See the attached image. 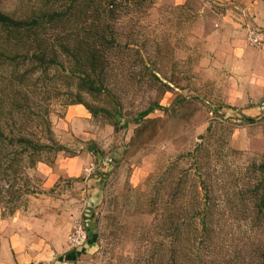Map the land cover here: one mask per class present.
I'll return each instance as SVG.
<instances>
[{
  "label": "rangeland",
  "instance_id": "1",
  "mask_svg": "<svg viewBox=\"0 0 264 264\" xmlns=\"http://www.w3.org/2000/svg\"><path fill=\"white\" fill-rule=\"evenodd\" d=\"M99 2L0 0L69 13L0 26V130L67 150L0 140V264H264V0Z\"/></svg>",
  "mask_w": 264,
  "mask_h": 264
},
{
  "label": "trees",
  "instance_id": "2",
  "mask_svg": "<svg viewBox=\"0 0 264 264\" xmlns=\"http://www.w3.org/2000/svg\"><path fill=\"white\" fill-rule=\"evenodd\" d=\"M137 1H139V0H134V3ZM77 2H78V0H77ZM116 2H117V0H114L111 2L100 0V2H99V5H100L103 13L108 14V16L105 18V23H104L105 25H103L102 29H98V30L102 31V32H100L103 35L102 40H105L106 36H108L107 30L111 31L113 28V26H112L113 23H111V22H112V20H114L115 14L117 12L118 4ZM68 16H69V13H67V12L59 11L57 9H49L46 12L42 13V15H40V16L39 15L34 16V18L32 20H16V19H14V18H12V17H10V16H8V15H6L0 11V26L5 28V29H9V30L24 31V30H29V29L33 28L34 26L38 25L40 18L42 20H43V18H48L49 22H58V21H62L63 19H65ZM83 80H86V79H83ZM88 109H89V107H88ZM157 110H164V107H162L159 103H153L147 110L139 113L136 116L135 121L139 123ZM90 112H92L93 115L97 114V112H94L91 110H90ZM98 112H102L106 116L113 118V115L107 110L99 109ZM243 119L247 123H254L256 121V119H253V118L248 117L246 115L243 116ZM119 125H120V122L117 120L114 126L117 128ZM0 140L1 141L8 140L9 144H11L14 147L19 146V148L22 149V153L30 150V152L33 153V155L31 156L32 158H35L37 155L39 156L42 152H44V150H49V151L51 150V151H55V152L67 151L66 148L62 145H56L55 147H53V146L50 147V146L42 145L39 142H36L32 139L24 138V137L9 138V137L5 136V134L1 130H0ZM20 146H22V147H20ZM90 146H91L90 147L91 152H96L98 150L97 146H95V145H90ZM36 160L37 159H35V162H36ZM261 168H264V165H261ZM263 184L264 183L261 182V184H259L258 186H255V190H256L255 192H256L257 198L261 197ZM204 187L206 188L205 185H204ZM258 202L261 203V206H259V207H260V209H262L264 207V197L260 198V200H258ZM203 205L206 207V202H204ZM262 214H263V212H262ZM84 221L87 222L86 218ZM206 226H207L206 221H203L202 228H204ZM85 230H86V244H88V246L92 247L95 244L96 240L98 239L97 233H96V231L94 233V230L92 228H90L89 224H87V227ZM76 254L77 253L74 254V252L70 253V255H73L74 259H76L77 255H78V254L77 255Z\"/></svg>",
  "mask_w": 264,
  "mask_h": 264
},
{
  "label": "crops",
  "instance_id": "3",
  "mask_svg": "<svg viewBox=\"0 0 264 264\" xmlns=\"http://www.w3.org/2000/svg\"><path fill=\"white\" fill-rule=\"evenodd\" d=\"M261 16V15H260ZM258 23L264 27V16L259 17L257 19ZM72 114H75L74 116L78 115L84 118H89L88 117V111L84 107L76 106L71 108ZM78 112V113H77ZM70 172V171H69Z\"/></svg>",
  "mask_w": 264,
  "mask_h": 264
},
{
  "label": "built area",
  "instance_id": "4",
  "mask_svg": "<svg viewBox=\"0 0 264 264\" xmlns=\"http://www.w3.org/2000/svg\"><path fill=\"white\" fill-rule=\"evenodd\" d=\"M251 33V35H256V38H253L251 35H250V39H251V41L253 42V41H256V43H260L259 41H262V39H260V37L258 38V34L257 33H254L253 31H251L250 32Z\"/></svg>",
  "mask_w": 264,
  "mask_h": 264
}]
</instances>
